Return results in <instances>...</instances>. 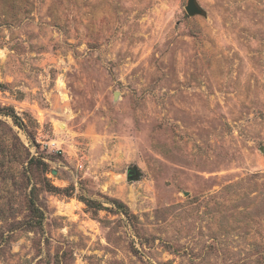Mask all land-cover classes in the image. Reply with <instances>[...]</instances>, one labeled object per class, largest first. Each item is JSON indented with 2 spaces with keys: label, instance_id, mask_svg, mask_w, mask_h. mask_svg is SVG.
Here are the masks:
<instances>
[{
  "label": "rangeland",
  "instance_id": "obj_1",
  "mask_svg": "<svg viewBox=\"0 0 264 264\" xmlns=\"http://www.w3.org/2000/svg\"><path fill=\"white\" fill-rule=\"evenodd\" d=\"M188 1L0 0V264H264V0Z\"/></svg>",
  "mask_w": 264,
  "mask_h": 264
},
{
  "label": "water",
  "instance_id": "obj_2",
  "mask_svg": "<svg viewBox=\"0 0 264 264\" xmlns=\"http://www.w3.org/2000/svg\"><path fill=\"white\" fill-rule=\"evenodd\" d=\"M185 9L189 15L204 13V10L200 7V4L197 2V0H189L188 5H186ZM135 172H136L135 169H131L130 172H128V174L129 176H133Z\"/></svg>",
  "mask_w": 264,
  "mask_h": 264
}]
</instances>
